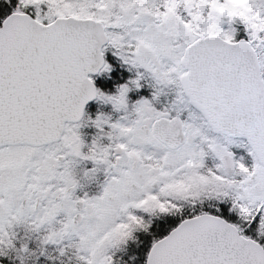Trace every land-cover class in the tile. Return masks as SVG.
Masks as SVG:
<instances>
[{"label": "snow or ice", "instance_id": "6c2138e0", "mask_svg": "<svg viewBox=\"0 0 264 264\" xmlns=\"http://www.w3.org/2000/svg\"><path fill=\"white\" fill-rule=\"evenodd\" d=\"M0 264H264V0H0Z\"/></svg>", "mask_w": 264, "mask_h": 264}]
</instances>
